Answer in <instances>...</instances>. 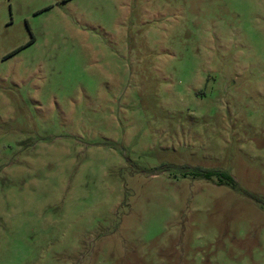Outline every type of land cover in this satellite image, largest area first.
Returning <instances> with one entry per match:
<instances>
[{"label": "rangeland", "instance_id": "1", "mask_svg": "<svg viewBox=\"0 0 264 264\" xmlns=\"http://www.w3.org/2000/svg\"><path fill=\"white\" fill-rule=\"evenodd\" d=\"M0 264H264V0H0Z\"/></svg>", "mask_w": 264, "mask_h": 264}, {"label": "trees", "instance_id": "2", "mask_svg": "<svg viewBox=\"0 0 264 264\" xmlns=\"http://www.w3.org/2000/svg\"><path fill=\"white\" fill-rule=\"evenodd\" d=\"M197 173H198V171L196 172L195 175H198ZM199 173H200V172H199ZM205 175H206L208 178H211V177H218V178H223V179L227 180L228 183H230V184H233V183H234V182H233V179H232L229 175H227V174L224 173V172L218 171V170H208V171L205 172Z\"/></svg>", "mask_w": 264, "mask_h": 264}]
</instances>
